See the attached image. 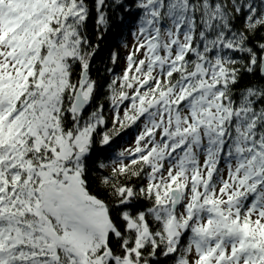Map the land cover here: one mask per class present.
Masks as SVG:
<instances>
[{"label":"snow or ice","instance_id":"6c2138e0","mask_svg":"<svg viewBox=\"0 0 264 264\" xmlns=\"http://www.w3.org/2000/svg\"><path fill=\"white\" fill-rule=\"evenodd\" d=\"M0 264H264V0H0Z\"/></svg>","mask_w":264,"mask_h":264},{"label":"trees","instance_id":"16d2710c","mask_svg":"<svg viewBox=\"0 0 264 264\" xmlns=\"http://www.w3.org/2000/svg\"><path fill=\"white\" fill-rule=\"evenodd\" d=\"M117 15H126V14L122 12L113 14L111 30L105 35L104 39L100 41V49L92 62L91 75L93 76L94 79H97L102 85H107V83L112 78V73L106 71L107 68H112L114 74L116 75H121L122 73V67L120 65V62L125 48L121 47L120 44L117 42V36L120 34L122 28L124 29L126 40L129 34H127V26L121 25L120 21L117 19ZM128 19H131V17H128ZM89 33L90 35H92L94 39L95 26L93 21L89 22ZM113 50L118 51L120 54L119 61L115 65L111 64L109 61L110 53ZM101 99L103 100V96H101ZM106 116L110 121L111 120L110 112H106ZM133 133L134 130H129V134L127 135L126 139L128 140ZM163 259L164 258H162V260Z\"/></svg>","mask_w":264,"mask_h":264},{"label":"rangeland","instance_id":"374dc122","mask_svg":"<svg viewBox=\"0 0 264 264\" xmlns=\"http://www.w3.org/2000/svg\"><path fill=\"white\" fill-rule=\"evenodd\" d=\"M126 41H127V44H128V48H125L124 49L123 56H122V59H121V62H120V65L122 67V72H123V69L125 68V60H124V57L127 55V52L131 49V46L133 44V39H132L131 35H129L127 37V40ZM110 115L112 117V114L111 113H110ZM134 139H135V132L130 136V138L127 140V144L123 145V147L133 146L134 145Z\"/></svg>","mask_w":264,"mask_h":264}]
</instances>
